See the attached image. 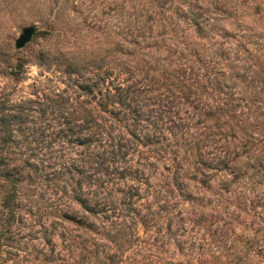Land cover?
Segmentation results:
<instances>
[{"label": "rangeland", "instance_id": "obj_1", "mask_svg": "<svg viewBox=\"0 0 264 264\" xmlns=\"http://www.w3.org/2000/svg\"><path fill=\"white\" fill-rule=\"evenodd\" d=\"M0 264H264V0H0Z\"/></svg>", "mask_w": 264, "mask_h": 264}, {"label": "water", "instance_id": "obj_2", "mask_svg": "<svg viewBox=\"0 0 264 264\" xmlns=\"http://www.w3.org/2000/svg\"><path fill=\"white\" fill-rule=\"evenodd\" d=\"M34 35V30L33 29H28L25 30L23 36H21L15 43V46L17 49H22L25 47L31 40V38Z\"/></svg>", "mask_w": 264, "mask_h": 264}]
</instances>
